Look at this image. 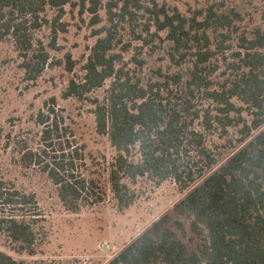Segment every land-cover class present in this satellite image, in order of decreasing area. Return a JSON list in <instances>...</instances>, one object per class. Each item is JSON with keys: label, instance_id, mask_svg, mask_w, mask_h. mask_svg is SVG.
Returning <instances> with one entry per match:
<instances>
[{"label": "trees", "instance_id": "trees-1", "mask_svg": "<svg viewBox=\"0 0 264 264\" xmlns=\"http://www.w3.org/2000/svg\"><path fill=\"white\" fill-rule=\"evenodd\" d=\"M67 5L95 24L107 10L109 25L96 30L84 74L63 97L93 105L98 133L116 150L107 170L118 209L136 202L140 177L173 179L187 191L176 215L160 217L107 264H264V0H208L188 14L157 0H0V42L12 43L26 80L63 63L52 52L68 31ZM45 29L48 41L39 36ZM166 41L169 69L144 81L138 56ZM75 65L67 53V70ZM62 112L55 98L46 102L35 117L38 144L17 141L18 164L46 176L63 206L80 212L102 203L107 190L88 173L92 157ZM231 129L236 142L228 153L215 151L208 136ZM180 217L193 245L180 234H187ZM44 221L35 193L0 179V233L15 250L36 254ZM0 264L26 263L0 250Z\"/></svg>", "mask_w": 264, "mask_h": 264}, {"label": "rangeland", "instance_id": "rangeland-1", "mask_svg": "<svg viewBox=\"0 0 264 264\" xmlns=\"http://www.w3.org/2000/svg\"><path fill=\"white\" fill-rule=\"evenodd\" d=\"M157 1L178 7L188 14L190 9L200 8L208 0ZM66 11L64 21L68 23V31L60 34L58 42L61 49L52 52L53 58L63 63L47 68L36 82L26 80L20 67L21 60L12 43L0 42V124L3 128L0 140V179H10L19 189L35 193L45 217V232L36 254L18 252L2 233L0 250L26 264H107L160 217L166 213L176 215L175 206L187 191H182L173 179L159 185L148 176L140 177L133 186L138 193L136 202L128 209H118L110 190L107 170L116 150L106 136L98 133L93 105L76 98L63 97L70 80L84 74L83 66L90 48L98 40L96 30L109 25L107 10H100L102 22L99 24L93 22L91 13L81 14L79 7L67 5ZM142 14L139 12V15ZM147 18L148 15L145 18L141 16V23ZM48 35V29L39 34L45 41H48ZM162 35L165 37L166 33L162 32ZM168 44L164 42L155 52L145 47L138 56L145 61L140 74L144 81L153 77L154 71L159 68L169 69L170 61L166 51ZM133 45L141 43L134 41ZM135 50L125 55L126 60L132 59ZM67 53L71 54L76 63L73 71L67 70ZM134 66L133 62L130 63V67ZM109 83L97 91L96 95L103 97ZM52 98L56 99L67 124L73 128L79 141L86 145V151L92 157L88 161V173L96 177L107 190L102 203L80 212H72L63 206L55 185L46 176L18 164V139L28 138L32 146L38 144L42 128L36 123L35 117ZM230 131L226 137H221L219 133L208 136L215 151L228 153L230 143H235L239 135L234 129ZM180 218L185 221L187 228V234H180L184 241L193 245L194 235L188 221L184 217Z\"/></svg>", "mask_w": 264, "mask_h": 264}]
</instances>
